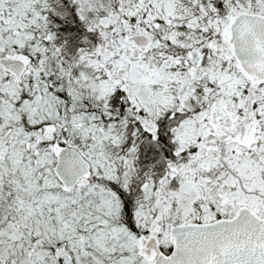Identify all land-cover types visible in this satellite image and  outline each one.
Returning a JSON list of instances; mask_svg holds the SVG:
<instances>
[{
	"label": "snow or ice",
	"instance_id": "snow-or-ice-1",
	"mask_svg": "<svg viewBox=\"0 0 264 264\" xmlns=\"http://www.w3.org/2000/svg\"><path fill=\"white\" fill-rule=\"evenodd\" d=\"M0 264H264V0H0Z\"/></svg>",
	"mask_w": 264,
	"mask_h": 264
}]
</instances>
